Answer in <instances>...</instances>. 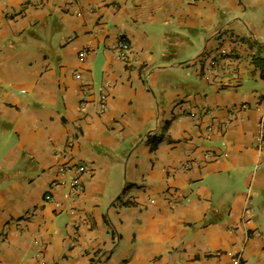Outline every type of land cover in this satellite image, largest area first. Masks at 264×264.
<instances>
[{"label": "crops", "instance_id": "0c3cea01", "mask_svg": "<svg viewBox=\"0 0 264 264\" xmlns=\"http://www.w3.org/2000/svg\"><path fill=\"white\" fill-rule=\"evenodd\" d=\"M258 55L264 0H0V264H264Z\"/></svg>", "mask_w": 264, "mask_h": 264}, {"label": "built area", "instance_id": "2783aa9c", "mask_svg": "<svg viewBox=\"0 0 264 264\" xmlns=\"http://www.w3.org/2000/svg\"><path fill=\"white\" fill-rule=\"evenodd\" d=\"M116 49L118 53L120 54V56H125L130 50V44L124 40H120L116 45ZM232 52H233L232 49L221 48L219 51V55L224 56V55L231 54ZM19 92H24V90H20ZM105 100H106V95L104 94L102 96V102H103L102 107L105 106ZM195 163H196V160L188 159L186 162L182 163L180 167L182 169H188V168H191ZM85 170H86V166L78 162H73L65 166H62L61 168L62 172L71 173V176L69 179V194L70 195L79 196L81 193H83L85 187H84L81 177H82V174L85 172ZM60 184L61 182L59 179H55L52 181L50 191L46 192V194L44 195L45 202L54 200L52 190L53 188L59 186ZM33 212H34L33 209L28 211L26 214V218H29L33 214Z\"/></svg>", "mask_w": 264, "mask_h": 264}, {"label": "trees", "instance_id": "16d2710c", "mask_svg": "<svg viewBox=\"0 0 264 264\" xmlns=\"http://www.w3.org/2000/svg\"><path fill=\"white\" fill-rule=\"evenodd\" d=\"M253 63L256 68H258L261 72V76L264 78V55H258L253 58ZM149 141L151 144H156L163 139L162 135H151L149 136Z\"/></svg>", "mask_w": 264, "mask_h": 264}]
</instances>
